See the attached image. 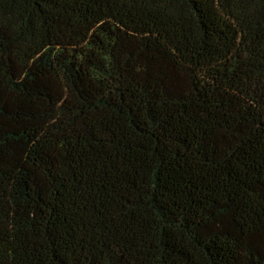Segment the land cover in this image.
Returning <instances> with one entry per match:
<instances>
[{"label":"trees","instance_id":"trees-1","mask_svg":"<svg viewBox=\"0 0 264 264\" xmlns=\"http://www.w3.org/2000/svg\"><path fill=\"white\" fill-rule=\"evenodd\" d=\"M0 264H264V0H0Z\"/></svg>","mask_w":264,"mask_h":264}]
</instances>
